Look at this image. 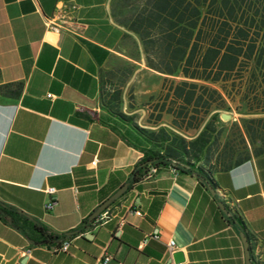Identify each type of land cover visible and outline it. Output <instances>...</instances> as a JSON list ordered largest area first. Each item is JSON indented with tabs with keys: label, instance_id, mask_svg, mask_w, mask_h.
Masks as SVG:
<instances>
[{
	"label": "crops",
	"instance_id": "crops-1",
	"mask_svg": "<svg viewBox=\"0 0 264 264\" xmlns=\"http://www.w3.org/2000/svg\"><path fill=\"white\" fill-rule=\"evenodd\" d=\"M70 4L71 30L46 31L45 17ZM179 79L145 63L111 0H0V205L56 234L87 223L62 252L0 219V264H246V248L250 264H264V111L194 110L168 89ZM118 113L186 138L205 131L192 170L131 182L141 152ZM46 187L55 189L48 210Z\"/></svg>",
	"mask_w": 264,
	"mask_h": 264
},
{
	"label": "trees",
	"instance_id": "trees-1",
	"mask_svg": "<svg viewBox=\"0 0 264 264\" xmlns=\"http://www.w3.org/2000/svg\"><path fill=\"white\" fill-rule=\"evenodd\" d=\"M111 13L118 25L134 34L151 69L183 78L168 89L184 104L193 100V109L199 106L203 112L212 106L229 110L223 94L237 101L234 109L264 111V0H111ZM117 116L132 130L124 140L141 152L130 170L131 182L144 178L151 168L191 171L207 140L205 131L186 138L167 127L139 126L134 115ZM211 119L218 120L216 112ZM204 128L214 129L210 124ZM195 171L210 182L201 167ZM0 219L33 243L54 248L87 225L56 234L2 205ZM229 219L240 222L233 213Z\"/></svg>",
	"mask_w": 264,
	"mask_h": 264
},
{
	"label": "built area",
	"instance_id": "built-area-1",
	"mask_svg": "<svg viewBox=\"0 0 264 264\" xmlns=\"http://www.w3.org/2000/svg\"><path fill=\"white\" fill-rule=\"evenodd\" d=\"M76 6L74 4H70L67 8H64L63 5H60L59 7H55L52 11V13L45 17L44 19V29L46 31H49L51 33H59L61 31H69L71 30L70 23L71 18L69 12L74 10ZM94 162V161H93ZM156 171L154 168H151L148 171V174L144 178H148L152 176ZM45 191L48 195H50L49 199L44 204V209L48 210L52 207L54 204L55 198L54 196H51L54 194L55 189L53 187H46ZM133 213L136 215H141V212L139 210H133ZM108 216V212L106 210H103L99 216L96 217L95 223H101L103 222ZM68 247V241L65 245L59 246L55 248L56 251H62L65 252ZM174 248V244L172 240H169L167 242V249L169 252H171ZM109 257H104L102 259V264H107L109 262ZM119 264V263H117Z\"/></svg>",
	"mask_w": 264,
	"mask_h": 264
},
{
	"label": "water",
	"instance_id": "water-1",
	"mask_svg": "<svg viewBox=\"0 0 264 264\" xmlns=\"http://www.w3.org/2000/svg\"><path fill=\"white\" fill-rule=\"evenodd\" d=\"M223 115L227 116L226 113H224ZM125 184L120 186L116 191H114L110 196H108L102 203H100L96 209L93 211V213L91 214V217L96 216L101 210H103L110 202H112L116 197H118L123 190L125 189ZM208 189H211L210 186H208ZM221 209H224L222 204H220ZM243 240H245L244 236H242ZM177 259H181V253L180 252H176L175 254H173ZM245 260H246V264H250L249 263V253H248V249H245Z\"/></svg>",
	"mask_w": 264,
	"mask_h": 264
},
{
	"label": "rangeland",
	"instance_id": "rangeland-1",
	"mask_svg": "<svg viewBox=\"0 0 264 264\" xmlns=\"http://www.w3.org/2000/svg\"><path fill=\"white\" fill-rule=\"evenodd\" d=\"M237 104V101H233V102H230L229 101V106L231 107V109L234 111V112H241L244 110V107H242L241 109L237 110V109H234L235 105Z\"/></svg>",
	"mask_w": 264,
	"mask_h": 264
},
{
	"label": "bare ground",
	"instance_id": "bare-ground-1",
	"mask_svg": "<svg viewBox=\"0 0 264 264\" xmlns=\"http://www.w3.org/2000/svg\"><path fill=\"white\" fill-rule=\"evenodd\" d=\"M67 241H68V240L63 241L62 244H61V246H62V245H65Z\"/></svg>",
	"mask_w": 264,
	"mask_h": 264
}]
</instances>
